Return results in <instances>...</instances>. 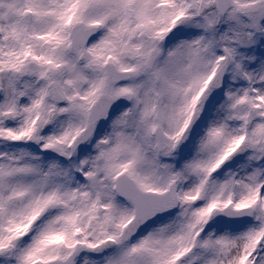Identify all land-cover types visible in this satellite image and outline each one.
Returning <instances> with one entry per match:
<instances>
[{
	"label": "snow or ice",
	"instance_id": "6c2138e0",
	"mask_svg": "<svg viewBox=\"0 0 264 264\" xmlns=\"http://www.w3.org/2000/svg\"><path fill=\"white\" fill-rule=\"evenodd\" d=\"M0 264H264V0H0Z\"/></svg>",
	"mask_w": 264,
	"mask_h": 264
}]
</instances>
